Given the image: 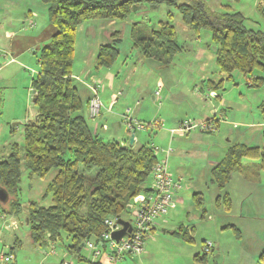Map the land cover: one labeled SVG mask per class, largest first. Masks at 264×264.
I'll list each match as a JSON object with an SVG mask.
<instances>
[{"label": "rangeland", "instance_id": "374dc122", "mask_svg": "<svg viewBox=\"0 0 264 264\" xmlns=\"http://www.w3.org/2000/svg\"><path fill=\"white\" fill-rule=\"evenodd\" d=\"M206 2L215 11L230 6L244 15L247 28L264 31L260 0ZM31 12H36L38 18L30 16ZM31 21L36 22L34 28L29 26ZM162 21H170L177 32L179 50L169 62L163 57H149L145 53L148 49L135 47L131 36L136 24L148 35ZM117 22L122 43L119 58L109 71L114 86L110 89L107 82H102L103 89L100 82L102 109L96 119L107 121L110 128L101 134L105 140L130 143L135 131V145L153 146L159 159H166L164 151L172 149L168 171L180 189L175 206L158 219L157 230L146 237L143 253L125 254L117 262L108 259L106 264H201L195 256H203L204 245L210 242L214 248L208 252L206 264H264L261 259L264 252L262 160L243 159V172L235 171L224 188L214 182L212 175V169L233 146L264 148V115L260 108L264 102V83L253 88L239 72H234L232 77L221 73L211 32L205 29L194 32L183 22L175 6L139 3L126 20ZM48 23V5L42 0H0V159L9 154L13 143L23 144V124L36 116L32 77L39 66L36 51L25 52V49L32 43L30 37ZM6 31L14 32L17 37H6ZM14 52L21 55L22 67L7 63ZM73 68L79 70L75 58ZM106 72V69L92 70L95 78ZM259 75L264 77L262 72ZM81 77V81H91ZM78 85L86 102L89 93L93 96L90 83L91 91L80 82ZM112 94L117 98L115 104L111 103ZM124 116L132 121V131L126 126L128 120L126 125L123 123ZM138 124L145 129L139 130ZM183 124L194 128L172 139L170 131ZM204 125L214 130H203ZM56 173L53 170L45 178L30 177L23 167L18 194L22 213L5 214L0 202V257L1 253L15 257L0 264H84L76 254L67 251L66 237L61 242L34 245L29 235L25 221L30 203L43 207L52 204V195H46V190ZM148 185L151 188L152 177ZM132 216L133 211L128 210L123 219L129 221ZM12 221L17 226L14 229L10 226ZM180 226L194 228V242L172 234ZM110 245L108 242V249ZM80 255L93 259L92 251L86 246Z\"/></svg>", "mask_w": 264, "mask_h": 264}, {"label": "trees", "instance_id": "16d2710c", "mask_svg": "<svg viewBox=\"0 0 264 264\" xmlns=\"http://www.w3.org/2000/svg\"><path fill=\"white\" fill-rule=\"evenodd\" d=\"M42 1L48 5V21L57 31L35 53L39 64V71L32 78L36 116L23 124V144L13 143L7 158L0 159V186L9 193V201L2 203L4 213L19 215L23 211L18 197L23 167L30 177L39 178L56 170L46 190V195H52V204L43 207L31 202L27 211L25 222L33 244L47 245L66 237L67 251L76 254L79 261L106 264L111 251L108 242L101 240L106 231L105 220L121 219L128 204L150 191L148 181L160 159L153 146L105 140L91 127L84 113L91 98L84 101L73 76L79 25L92 20L124 21L139 3L175 6L194 32H211L221 73L232 77L239 72L253 88L264 83V77L259 75L264 73V31L247 28L246 18L230 6L215 11L206 0ZM168 16H172L170 12ZM136 25L131 33L134 46L148 49L145 53L149 57H163L169 62L179 50L176 28L170 21L160 22L149 36ZM121 43V32L117 31L110 44L100 47L97 71L113 67ZM260 108L264 115V102ZM245 158L261 159L264 168V148L236 145L212 169L214 182L224 188L235 171L243 172ZM193 233L194 228L183 226L172 232L189 243L194 242ZM88 241H95L101 250L96 260L80 255L82 245ZM211 249H204L203 256L197 254L196 261L206 264ZM261 259L264 260V252Z\"/></svg>", "mask_w": 264, "mask_h": 264}, {"label": "built area", "instance_id": "2783aa9c", "mask_svg": "<svg viewBox=\"0 0 264 264\" xmlns=\"http://www.w3.org/2000/svg\"><path fill=\"white\" fill-rule=\"evenodd\" d=\"M90 89L93 92V96L89 101L88 113L91 119H96L101 114L102 102L99 97L100 82L95 81L90 84ZM128 128L130 131L134 129L131 120H128ZM194 126L191 124H183L181 127L172 129V135H184L190 131ZM139 130H144L145 126L138 124ZM203 130L213 131L210 125L203 126ZM134 142L136 140L135 131H133ZM128 145H130L128 143ZM157 151V149H156ZM171 150H166V159H160L153 168L152 171V186L150 191L139 198L135 204H128V210L133 211V219L131 222L132 231L119 242L112 238V234L122 228L118 224V218L109 217L105 220L106 231L102 234V242H110V257L111 261H119L125 254L139 255L144 251V245L146 237L152 232L157 225L158 219L165 216L171 208L175 206L176 193L180 189V185L175 182L172 174L168 171V157ZM123 219V217L121 218ZM125 220V219H123ZM11 228H16V224L11 223ZM85 246L92 251L93 260H96L101 255V250L98 249L95 241H88ZM213 247V244L206 243L204 249L208 251ZM54 248V247H53ZM13 255H2L1 260L11 262ZM69 264V263H64Z\"/></svg>", "mask_w": 264, "mask_h": 264}, {"label": "crops", "instance_id": "0c3cea01", "mask_svg": "<svg viewBox=\"0 0 264 264\" xmlns=\"http://www.w3.org/2000/svg\"><path fill=\"white\" fill-rule=\"evenodd\" d=\"M260 7L262 9H264V0H260ZM30 16L38 18V15L36 12H31ZM29 26H30V28H34L36 26V22L31 21ZM56 31H57L56 28L53 25H51L50 23H48L47 25L44 24L43 27L41 28L40 32L38 31L35 33L36 35H33L30 37L29 40H31L32 43L27 46V48L25 49V52L26 51H28V52L29 51H36L37 52L38 49L40 48L39 46H41V45L43 46V45L50 42L51 38L54 36ZM117 31L122 32L119 25H118V22L115 20L87 21V22H84L81 25H79V27L77 28V38H76L75 55L74 56H75V63L76 62L78 63L79 70L73 69V76L76 78V80L78 82H80L84 86L85 89L91 91L89 89L88 85H89V83L92 84V82H95V81L101 82V84H102L101 86H103L105 84V82H107V87H109L110 89L113 88L114 78H113V75L109 72L110 69H108L107 72L104 75H102L101 78L100 77L95 78V76L92 73V70L95 68L96 60H97V57L99 54L100 47L110 44L112 34L117 32ZM5 36L6 37H13V39L17 37L14 32H9V31L5 32ZM18 39L22 40L23 38H18ZM11 50L13 51L14 48H11ZM12 55H13V57H11V59L7 63H16L17 65L22 67L24 65V63H23V60L21 59V55H19L17 52L12 53ZM36 57H37V55H36ZM37 62H38V58H37ZM38 66H39V64H38ZM38 71H39V67H38V70L35 71V74H37ZM81 75L86 76V78L88 80H91V81H87L86 79H85L86 81H81V79H82ZM33 77H34V75H33ZM101 86H100V89H101ZM103 89H104V86H103ZM112 95H113V100L111 103L115 104L117 98L115 97L116 96L115 94H112ZM87 98H91V93H89ZM110 108H112V106H109V109ZM87 113H88V109L85 110L86 117L88 115ZM91 120H92V124L90 122L91 127L93 128V130L95 132H97L101 136H103L101 134L102 132H107L110 130V128L107 124V121L104 122V121L97 120V119H95V120L91 119ZM123 120H124L123 123L126 125L128 119H125V116H124ZM158 124H160V123H158ZM126 126L128 127V124ZM170 133H171V131H170ZM170 135H171L172 139L175 138L174 137L175 135H172V134H170ZM179 136H181V135H179ZM113 140L121 142L124 145L128 144V142H122V141L117 140V139H113ZM133 145H135V142ZM172 152H173V150L171 149V152L169 155H171ZM8 155H6L5 157H2L1 159L7 158ZM148 188H150L149 185H148ZM13 222L14 221H12L11 223H13ZM158 226H159V224L157 222V225L152 230V232L156 231ZM2 255L3 254L1 253V256ZM13 257H14V255H13ZM14 259H15V257L13 258V260ZM0 261H2L1 257H0ZM106 262H107V260L105 261V263Z\"/></svg>", "mask_w": 264, "mask_h": 264}, {"label": "water", "instance_id": "95a60500", "mask_svg": "<svg viewBox=\"0 0 264 264\" xmlns=\"http://www.w3.org/2000/svg\"><path fill=\"white\" fill-rule=\"evenodd\" d=\"M33 95H34L33 104L35 105V102H36V91L35 90H33ZM129 144L130 145L134 144V135H132ZM124 148H126V146H124ZM8 201H9V193L7 192L5 188L0 186V202L3 204H6ZM118 224L121 225L122 228L118 231H115L112 234V238L119 242L123 237L127 236L132 231V226H131L130 221H126L123 219H119ZM82 246L84 247L85 244H83Z\"/></svg>", "mask_w": 264, "mask_h": 264}]
</instances>
